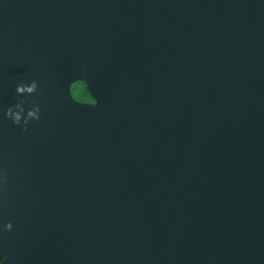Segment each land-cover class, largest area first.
I'll return each instance as SVG.
<instances>
[{"label":"water","instance_id":"1","mask_svg":"<svg viewBox=\"0 0 264 264\" xmlns=\"http://www.w3.org/2000/svg\"><path fill=\"white\" fill-rule=\"evenodd\" d=\"M4 174L6 264H264V0H0Z\"/></svg>","mask_w":264,"mask_h":264},{"label":"clouds","instance_id":"2","mask_svg":"<svg viewBox=\"0 0 264 264\" xmlns=\"http://www.w3.org/2000/svg\"><path fill=\"white\" fill-rule=\"evenodd\" d=\"M37 88L38 83L36 80L17 84L15 92L18 96H22L23 99H19L17 103L8 106L3 111L4 118L11 120L13 125L20 126L22 131L28 130L29 121H39L40 119V105L34 97L31 100L28 99L29 96L37 91ZM26 103L29 104L27 109L24 106ZM0 181L6 183L7 175L4 174L0 176ZM12 229L13 224L11 221L3 222L2 228H0V239H4L5 234L10 232ZM6 261H9L7 252L0 251V264H6Z\"/></svg>","mask_w":264,"mask_h":264},{"label":"rangeland","instance_id":"3","mask_svg":"<svg viewBox=\"0 0 264 264\" xmlns=\"http://www.w3.org/2000/svg\"><path fill=\"white\" fill-rule=\"evenodd\" d=\"M81 82H79V80H76V81H73L71 84H70V92H71V95L75 98V99H79L81 98L82 96L83 97H86V95H84L81 90H80V87H81Z\"/></svg>","mask_w":264,"mask_h":264},{"label":"flooded vegetation","instance_id":"4","mask_svg":"<svg viewBox=\"0 0 264 264\" xmlns=\"http://www.w3.org/2000/svg\"><path fill=\"white\" fill-rule=\"evenodd\" d=\"M81 82V81H80ZM82 85H83V83H82ZM81 85V86H82ZM85 91V90H84ZM86 92V91H85ZM87 93V92H86ZM78 100H81V101H92V99L89 97V95L87 94V96L86 97H81V98H79Z\"/></svg>","mask_w":264,"mask_h":264},{"label":"trees","instance_id":"5","mask_svg":"<svg viewBox=\"0 0 264 264\" xmlns=\"http://www.w3.org/2000/svg\"><path fill=\"white\" fill-rule=\"evenodd\" d=\"M79 82H80V81H79ZM81 84H82V82H81ZM80 90H81V92H82L84 95L87 96V93L84 91L83 85L80 87Z\"/></svg>","mask_w":264,"mask_h":264}]
</instances>
